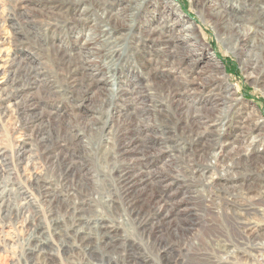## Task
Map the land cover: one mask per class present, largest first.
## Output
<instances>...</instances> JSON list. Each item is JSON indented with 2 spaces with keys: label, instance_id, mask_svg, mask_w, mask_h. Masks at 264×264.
<instances>
[{
  "label": "rangeland",
  "instance_id": "obj_1",
  "mask_svg": "<svg viewBox=\"0 0 264 264\" xmlns=\"http://www.w3.org/2000/svg\"><path fill=\"white\" fill-rule=\"evenodd\" d=\"M250 1L0 0V41L7 40L0 48V82L26 60L41 72L46 92L35 91L31 98L0 106V264H264V236H257L264 231V139L254 143L240 130L245 119L253 126L264 118V80L261 86L255 83L260 69H254L260 61L243 63L251 40L247 50L236 52L221 39L212 18V12L227 5L226 10L241 15L236 11ZM190 24L199 28L204 45L194 47V58L188 54L190 46L179 40ZM109 34L110 43L105 42ZM203 48L210 58L204 54L199 61ZM67 60L72 68L81 66L73 72L76 81L67 77ZM90 75L100 84L91 92L86 86ZM211 78L219 81L214 88L205 86ZM115 88L128 93L112 101ZM225 89L242 100L229 124L230 141H236L227 146L228 136L219 132L224 110L218 105ZM34 100L40 103L37 114L30 106ZM116 109L134 113L131 125L140 131V143H146L144 152L138 148L128 161L113 159L105 146L107 131L101 130L110 121L108 126L116 129L110 146L122 143L117 131L122 119L114 115ZM45 110H56L62 117L54 120ZM40 114L52 120L41 123ZM189 116L209 122L200 130L199 122L188 123ZM44 125L51 129L52 143L60 140L76 151L73 158L82 183L89 190L101 189L94 207H84V215L92 216L87 221L94 227L98 217L91 211L96 209L99 220L114 223L118 235L99 242L98 248L125 241L120 252L102 257L99 251L84 254L71 247L75 217L66 215L64 206L72 207L74 193L57 184L58 172L44 157L38 138ZM91 126L99 129L91 131ZM162 129L171 139L160 134ZM201 137L207 150L221 153L219 162L202 158ZM172 139L183 150H173ZM247 151L257 159L248 166L243 161ZM234 160L239 162L236 175L226 169ZM115 166L150 183L144 193L143 184L134 188L144 205L141 216L127 209ZM156 180L164 184H151ZM49 188L57 191L54 202L47 195ZM155 197L164 203L158 204ZM35 225L41 226L40 239H49L53 249L48 260L31 255L37 244L31 238Z\"/></svg>",
  "mask_w": 264,
  "mask_h": 264
},
{
  "label": "bare ground",
  "instance_id": "obj_2",
  "mask_svg": "<svg viewBox=\"0 0 264 264\" xmlns=\"http://www.w3.org/2000/svg\"><path fill=\"white\" fill-rule=\"evenodd\" d=\"M251 1H250L251 3H249V5H248V3H244L243 6H241L239 10H238V7H236V10H238L236 12H242L241 15H237L236 13H234L230 9L226 10L227 7L229 8V6L227 5L224 9L222 8V9H218L219 11L216 10V11L212 12V18L214 21V25L217 27V30L219 31V33L221 35V39L227 45H230L234 50H236V52H239L242 54L243 49L247 50L249 48V45L247 42L249 40H251V42H252V46L250 45V51L251 52H249V54L247 55L246 60H243V63H246V61H254L256 59V60H259L262 64H264V0H251ZM167 4L169 5L168 7L173 9L174 12H177L176 7L172 4V2L167 1ZM232 6L235 7V5H232ZM198 30H199V28H196L190 24V25L184 26V28H183L184 33H181V35L179 36L180 41L187 43V45L190 46V48H189L190 51L188 54L192 55V57L195 56L194 55L195 54L194 53V47L197 48L198 46H200V44L203 45L200 42L201 40H199L200 33L198 32ZM104 34L106 35V33H104ZM111 39H112V35L109 34V36H106L105 42L110 43ZM171 39H174V38H172V36H171ZM6 41H0V48L5 46ZM7 43L9 44V42H7ZM78 47H82V46L78 45ZM254 50L256 51L255 54H254V52H255ZM205 51H206V49H204V48H203V50L201 49L202 55L199 57L197 56L198 57L197 60H199V61L202 60V56L204 54L207 55V58H208V54H206ZM211 59L214 62L213 66L216 67V71H220V68L217 65V63L215 64L214 58H211ZM185 61L187 62V60L182 61L183 64ZM207 61H210V60H207ZM23 62L25 63V65H22V63H20V66L18 67V69H15L13 71L11 70L9 72V74H10L9 78L0 82V106H1V108L6 106L11 100L20 99L23 97L27 98L28 96L31 98V95L33 96V93L35 91H38V92L44 91L45 92V89L42 86L44 79L42 80L41 72L39 73V71L34 66H32L28 61L23 60ZM68 62H69L68 67H70V68H68L67 77L69 79L73 78L74 81H76V80H78V78H77L76 74H74L73 72L75 70H78L81 66L78 65V66L72 68L71 66L73 65V62L70 60ZM260 62L256 61L255 65H254V69H256V68L260 69L259 73L256 76L257 78L255 79V83L257 85L259 84L261 86V83L264 80V77L262 76V74L264 73V66L263 67L259 66L258 63H260ZM192 63H193V61H192ZM1 70L2 69H0V73H1ZM21 71H23V72H21ZM184 72L187 73L188 68L185 69ZM83 73H85V72H83ZM88 78L90 81H89V83H86V86L90 92L94 88H98V86L100 88V84H97L98 80H96L94 77H92V75L88 76ZM215 79L211 78L209 80V82L205 83V86L208 88L209 87L214 88L215 87L214 85L218 84L217 83L218 79L217 80H215ZM69 82H70V90L73 91L74 93H76V87H75L76 85H74L73 81L72 82L69 81ZM81 83H84V81L82 80ZM81 83L79 82V84H81ZM95 84H96V86L93 87ZM261 87L264 90V85ZM124 90H122V89L117 90L115 88L114 92L116 94H113L112 96H110L111 100L114 101L117 99H121L122 96H124L126 93H128V91H126V90L124 91ZM225 91L227 93H225V96L221 95V98L218 100V105L223 107L222 110H224L223 111V118H224L223 120L224 121L223 120L221 121L222 122L221 123L222 128H220L221 130L219 132H220V136H222V135L228 136L229 143L224 144L227 146V145H231L234 141H236V139H233V141H230L229 136L231 133V131H230L231 125H229V124H232L233 120L235 119L236 112L239 109V107L242 105L241 104L242 100L239 98H236L235 92L234 93L228 92L227 89H225ZM78 96H79L78 98H82L80 95H78ZM75 99H77V98H75ZM106 101H107V98H105L103 100V106H105ZM30 104H32L30 106L33 107L32 108V110H34L33 113L37 114L38 107H40V103L34 100V101H31ZM7 107H9V106H7ZM45 107L43 106L44 109H45ZM152 108H154V110L160 111V108L156 109V106L152 107ZM45 111L47 112V114H49L48 116H53L54 120L62 117V114H60V112H58L56 110H45ZM114 115L115 116L117 115V117L119 119H122V121L120 122L122 126L119 129H117L118 136H120L122 143L116 145L114 142L112 144V146H110L111 145L110 143L112 142V139H113L112 136L114 135L116 129H115V126L113 124H110V126H108V123L110 121L109 122L107 121L108 123L105 124L103 126V128L101 129V130L107 131V135H106L107 141H106L105 146L110 150V154H112L114 160H116L118 157H121V159L125 158L128 161V159H130V155L132 153H134V151L137 150L138 148H141V151L144 152V149H146L145 148L146 143H145V145H142L143 143H140L141 138L138 135V133L140 134V131L138 132V130L133 128V126L131 125L130 121H132L133 117H135L134 113L128 112L127 110L116 109V111L114 112ZM38 116H39L38 120H40L41 123H45V122L49 123L52 120L51 117H49L48 120H45L42 114H40ZM109 116L110 115H108V118H109ZM110 120H111V118H110ZM186 120L188 121L189 124H191L192 122H193V124L199 122L200 130H201L202 125H205L206 123L208 124V122H209V120L207 118L206 119L205 118L204 119H200V118L196 119V116L192 117V118L189 116V118H187ZM105 121H106V119H105ZM136 122H137V120H136ZM250 125H251L250 119H245L244 121H242L240 123V130H243V131L246 130V133H245L246 136L249 137L250 139H253L255 141L254 143H258V141L261 138L264 139V118L262 120V117H260V118H258V121H256L253 126L252 125L250 126ZM45 127H46L45 132L41 135L39 134L40 136L38 137L40 139L41 145L43 147L42 152L45 155L44 157H45L46 161L48 162V164L51 165L52 168H54L58 172L59 181L57 182V184H59V185L61 184L62 186L67 188L68 191L70 190L72 193H74V202L72 203V207L69 204L64 206L65 211H66L65 214L66 215L68 214V215L75 217L74 222L72 221L73 222L72 227L70 226L71 228H73L72 231H73V235H74V242L72 243L73 245H71V247L72 248L77 247V249L82 251V253L84 252V254H86L88 251H99V252H101L102 257H105L104 255L110 253L109 251L115 252V253L120 252V249H123L124 247L126 248L125 241L123 243L120 242L121 244L119 242L115 243L114 245L105 244L108 246H104V247H108V249L98 248L99 242L101 244L102 241L105 242L106 238L110 239L113 236L118 235L116 233L118 230L114 229L115 224L114 223L106 224V222L99 220V218H101V217L99 216V211H96V209L94 211L93 210L91 211V214H92V212H94L96 217H98V219H96V222L94 223V225H95L94 227H92V225H88L90 221H87L90 218L92 219V216L89 217L87 215H84V213H85L83 211L84 207L85 206L91 207V205L94 207L93 199L95 196H98L101 194V189L100 188H93L92 190H89V185L82 183V180L80 179V177H78L79 176L78 175L79 170L77 169L74 158H73L76 155V151H73V150L70 151L71 150L70 148L72 146H66L65 144L61 143L60 140H58L55 144L52 143L50 141L51 139L53 140V135L51 134V131H50L51 129L49 126H45ZM207 127H208V125H207ZM98 129L99 128L96 126H91V131H97ZM160 134L162 136H164V138L166 140L171 139V137L169 136L168 130L162 129ZM203 134L201 132V135H203ZM115 135H116V133H115ZM172 140H174V139H172ZM216 142H217V140H216ZM169 145L170 146L172 145L171 148L173 150H175L176 152H180L181 150H183L180 146L181 144L176 142L175 140L173 141V143H171ZM207 145H208V143H206V141L204 142L202 137H201V146L202 147L200 150H202V153H201L202 158L204 159V158H207V156H208L209 158H212V161L215 160V161L219 162L221 153L212 154L210 150H207ZM226 146H224V147H226ZM197 147H199V146L197 145ZM197 150L200 152L199 148H197ZM108 154L109 153L107 150V156H110V154L109 155ZM252 154H253L252 152H248V151L245 154V156H244L245 158L243 161L246 165L256 162V160H257L256 156H254ZM105 158H107V157H105ZM234 161H236V162H234L233 164L231 162V164H229L228 168H226V169L228 171H231L233 174L236 175V173H234V171L239 166V162H237L238 160H234ZM116 167L117 166H115V168ZM249 167H251V166H249ZM116 169H119V173L117 174V176H118L117 180H119V183H120L119 185L122 186V189L124 190V192H123L124 198H125L124 202H126L127 209L129 211H131V214H135V216H137V217L141 216V214L143 213V210H144V208H142V206H144V205H142L143 202L140 200V197L139 198L135 197L136 192H137L136 191L137 188L136 189H134V188L137 187L136 184H143L144 185L143 188H145V191L142 190L141 192L144 193L148 190L147 186H149L150 183L147 182L146 180H144L143 178L131 176L130 173L128 174V172L124 168H116ZM246 172H247V170H246ZM35 184L36 185L39 184V181L36 180ZM44 184H46V183H44ZM47 184H51V183H47ZM151 184H164V181L156 180L155 183H151ZM152 188H154V187H152ZM47 190L48 191H46V192H47V195L50 199V202H54L56 199V196H57V191H55V189L52 190V188H49ZM133 190H135V192ZM151 190H153V189H151ZM154 191L155 190H153V192ZM87 194L90 195L89 196L90 199H88ZM134 197H135V199H134ZM155 199H158L156 201L158 204L164 203V201L161 200L160 197L159 198L155 197ZM107 208H108V206H107ZM111 208H113V206H111ZM40 230H41V226L35 225L34 231H32L33 233H32L31 238H34V239L36 238L37 244H36V248L30 250L31 255L39 256V258L41 256H44L48 260V259H50L49 257L52 256L53 249L47 245L49 243V239H45L44 241H42L40 239V238H42L41 236L43 235V234L39 235ZM257 236H258V238L263 237L264 231L257 234ZM108 242H111V241L109 240ZM28 247H30V246L28 245ZM36 258H38V257H36ZM72 258H74V257L72 256ZM117 259H118V257H117ZM47 260H45V261H47ZM225 260H227V259H225Z\"/></svg>",
  "mask_w": 264,
  "mask_h": 264
}]
</instances>
